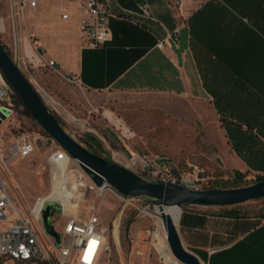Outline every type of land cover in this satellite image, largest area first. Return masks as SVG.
Returning a JSON list of instances; mask_svg holds the SVG:
<instances>
[{
    "label": "crops",
    "instance_id": "0c3cea01",
    "mask_svg": "<svg viewBox=\"0 0 264 264\" xmlns=\"http://www.w3.org/2000/svg\"><path fill=\"white\" fill-rule=\"evenodd\" d=\"M106 4L112 40L103 48L93 49L81 28L82 21L90 16L76 0H39L36 9L24 10L22 19L12 16L11 1L10 19L3 17V29H12L8 44L12 58L27 74L33 65L26 67L23 63L37 62L36 51L42 48L45 58L56 61L61 75L94 94L158 93L213 107L214 97L209 90H220L228 126L232 132L240 133L234 147L225 132L227 164L242 173H260L251 169L243 157L254 162L264 154V68H239L236 73L228 69L220 74V82L214 81L208 70L203 77L191 20L203 6H259L260 13H255L252 21L264 30V0H182L179 7L172 0H106ZM144 5L149 9L147 17L142 12ZM65 14L68 19H63ZM243 21L251 26L248 19ZM22 24L31 40L23 33ZM259 36L264 39L261 33ZM263 56L260 50L253 54L254 58ZM245 214L242 211L227 215L221 208L185 207L177 222L178 234L186 250L202 264H264V218ZM140 222L134 227L143 234L150 222ZM149 231L146 233L150 237ZM119 232L120 224L111 233L115 241ZM133 251L144 259L148 256L149 264H158L155 256H149L148 245ZM155 252L159 258L156 249Z\"/></svg>",
    "mask_w": 264,
    "mask_h": 264
},
{
    "label": "rangeland",
    "instance_id": "374dc122",
    "mask_svg": "<svg viewBox=\"0 0 264 264\" xmlns=\"http://www.w3.org/2000/svg\"><path fill=\"white\" fill-rule=\"evenodd\" d=\"M11 1L2 0V15L8 21ZM22 25L23 33L31 40L26 25ZM11 31V27H8L0 33V42L9 51ZM32 44L35 45L34 42ZM33 47L36 51V46ZM26 73V77L59 119L64 130L87 149V135L94 136L102 158L153 182L139 167L132 165V161L138 156H168L177 162L186 176L195 177L196 172L201 171L200 184L207 190L224 189L223 187L235 184L237 179L233 172L236 169L227 164L229 146L226 130L221 126L215 106L158 93H89L49 67L29 66ZM12 129L14 135H31L40 139L43 144L31 157L12 162L4 172L3 178L15 206L21 212L28 213L29 208L40 198L50 194L57 182L64 177L69 183V186L66 184V190L72 192L69 187L78 177L75 163L61 153L53 156L57 151V144L50 141L49 136L23 108L19 112H8L7 120L0 126V135L9 136ZM46 143L48 144L45 145ZM4 156L9 157L8 154ZM52 156L57 164L50 160ZM239 164L242 166V163L238 162ZM243 174L245 178L240 184L246 187L254 185L258 176H264L255 172ZM76 196L80 197L77 192ZM241 206H244L245 213L264 218V199ZM137 207L155 212L159 204L144 197ZM139 209L125 208L110 190L99 200L83 198L78 208L67 212L69 215L86 216L95 213L97 220L104 225L120 224L118 241L111 236V251L103 257L101 264H149L148 256L144 259L141 253L133 251L134 248L140 250L147 245L151 250L149 256H155L158 264H163L146 233L155 225H160V221L149 213L145 214V210V213H141ZM141 220L150 222L143 234L134 227L136 223L141 225ZM0 264L15 263L0 259Z\"/></svg>",
    "mask_w": 264,
    "mask_h": 264
},
{
    "label": "built area",
    "instance_id": "2783aa9c",
    "mask_svg": "<svg viewBox=\"0 0 264 264\" xmlns=\"http://www.w3.org/2000/svg\"><path fill=\"white\" fill-rule=\"evenodd\" d=\"M39 0H12L14 9L12 16L23 18L24 10L36 9ZM87 11L90 19L83 20L81 28L88 40V46L93 49L103 48L112 40V32L109 28L110 11L106 0H76ZM174 6H181L182 0H172ZM16 5V6H15ZM16 8V10H15ZM2 0H0V33L4 31L2 15ZM144 16H149L147 5L142 8ZM68 15H63V19H68ZM163 44H159L162 48ZM38 61L24 62V66L37 65L49 67L57 72V63L53 59L44 57L45 51L37 49ZM20 67V62L15 60ZM70 83L77 85L76 81L69 78ZM24 105L6 80L0 70V126L7 120L9 111H20ZM13 129L9 136L0 135V259L11 260L15 264H101L102 259L111 251V233L117 226H107L97 220L96 214L69 215L62 201L40 198L29 212H21L12 199V196L4 181V172L8 166L16 160H24L31 157L37 151L36 138L31 135H14ZM7 143L9 146H7ZM58 152L75 163L78 173L74 184L69 187L80 195L77 202L70 198L72 203L79 206V202L84 198L94 200L102 199L108 191H113L120 199L125 208L133 207L139 209L137 204L144 197L124 196L116 193L106 182L102 186L96 185L84 172L79 163L72 160L65 151L57 146ZM8 154V158H5ZM53 163L57 162L53 159ZM132 165L139 167L146 173L153 182H170L174 185L186 187L193 191L207 190L201 183V171L196 172V176H186L181 172L177 162L168 156H138L132 161ZM69 186V183L67 184ZM210 190V189H209ZM47 202L59 203L62 213H55L53 221L55 230L61 234V245L47 235L42 213ZM78 208V207H77ZM94 210V208H92ZM147 208L139 209L145 213ZM123 214V212H122ZM147 214V213H145ZM143 216H141L142 218ZM151 246L159 253V258L163 264H183L177 260L168 245L167 236L157 224L149 231ZM158 247V248H157Z\"/></svg>",
    "mask_w": 264,
    "mask_h": 264
},
{
    "label": "water",
    "instance_id": "95a60500",
    "mask_svg": "<svg viewBox=\"0 0 264 264\" xmlns=\"http://www.w3.org/2000/svg\"><path fill=\"white\" fill-rule=\"evenodd\" d=\"M0 70L34 121L49 136L50 141L55 142L72 160L79 163L96 185L102 186L106 182L120 195L148 197L159 204L162 214L155 216L162 222L173 256L183 264L202 263L183 246L177 223L170 215L164 213V208H177L181 213L185 207L232 208L264 199V181L243 188L202 191L189 190L170 182L147 181L128 168L92 153L71 137L1 43ZM35 142L37 148L43 145L40 139H36ZM55 213H62L61 205L56 202H47L42 219L47 235L54 238L60 246L62 236L55 230L53 221Z\"/></svg>",
    "mask_w": 264,
    "mask_h": 264
},
{
    "label": "trees",
    "instance_id": "16d2710c",
    "mask_svg": "<svg viewBox=\"0 0 264 264\" xmlns=\"http://www.w3.org/2000/svg\"><path fill=\"white\" fill-rule=\"evenodd\" d=\"M258 7L259 6H203V8L193 16L191 20V33L195 47L197 48L198 60L201 64L203 77L206 76L208 70L211 74L213 73V80L220 82L222 79L220 74L228 69L236 73L239 68L251 66L264 68V56L261 58L253 57L254 52L259 50L264 52V39L259 36L260 33L264 36V30L256 26L254 20L252 21L254 14L256 13L258 15L260 13ZM255 8H257L256 11L254 10ZM262 11L261 14L264 15V6ZM243 18L248 19L251 26L244 23ZM1 45L11 56L7 47L2 43ZM209 91L214 97V104L219 113L221 125L226 130L233 146L236 147L240 141V133L239 131L232 132L228 126L226 111L222 107V91ZM24 112L31 116L26 108H24ZM246 125L248 128L251 127L250 124ZM239 127L241 129L243 125ZM248 141L251 142V140ZM86 143L89 151L102 157L100 153L101 149L94 136L88 134ZM104 159L112 162L107 158ZM243 159L251 169L264 174V154L257 156L254 162L246 157H243ZM233 174L235 179H237L235 184L231 187L223 188L236 189L246 187V185L240 184L244 180L245 174L239 171H234ZM262 181H264V176H258L255 184ZM243 209L244 206L221 208L227 215L240 214L244 211ZM247 214L248 213L245 215Z\"/></svg>",
    "mask_w": 264,
    "mask_h": 264
},
{
    "label": "bare ground",
    "instance_id": "6f19581e",
    "mask_svg": "<svg viewBox=\"0 0 264 264\" xmlns=\"http://www.w3.org/2000/svg\"><path fill=\"white\" fill-rule=\"evenodd\" d=\"M59 179H60V177H59ZM67 181L68 180L65 177L63 179H60V181L57 182V184L54 186L52 192L50 194H48L47 196L42 197L43 200L51 199V200H55V201H62L65 208H66V212H67V210L75 209L78 207L77 205L72 204V202L70 201V198H74L75 200L80 199L79 196H76V192H74L73 190H72V192H68L66 190ZM145 212L149 213V214H151V216L159 219L160 227L163 230V232L166 234L160 218L155 216L156 214L157 215L162 214V212L160 211V208H157V211H155V212H150V210L149 211L145 210ZM164 213L170 215L173 218V220L175 221V223L178 222V220L180 218V214H181L177 208H164Z\"/></svg>",
    "mask_w": 264,
    "mask_h": 264
}]
</instances>
